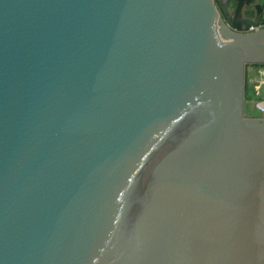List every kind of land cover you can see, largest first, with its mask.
I'll return each mask as SVG.
<instances>
[{
    "label": "water",
    "instance_id": "1",
    "mask_svg": "<svg viewBox=\"0 0 264 264\" xmlns=\"http://www.w3.org/2000/svg\"><path fill=\"white\" fill-rule=\"evenodd\" d=\"M222 2L0 0V264H264V6Z\"/></svg>",
    "mask_w": 264,
    "mask_h": 264
},
{
    "label": "rangeland",
    "instance_id": "2",
    "mask_svg": "<svg viewBox=\"0 0 264 264\" xmlns=\"http://www.w3.org/2000/svg\"><path fill=\"white\" fill-rule=\"evenodd\" d=\"M264 65V64H262ZM264 68L262 67H256L255 64H248L246 67V76L247 78V82L250 84V86L254 89V87L256 86V84H258V80H260L261 77V71ZM246 76H245V83H246ZM253 92V90H252ZM258 98L257 96H255V94L253 93V95L249 96V98H245L244 100V115L246 117H264V113L259 111L256 106H255V102L257 101Z\"/></svg>",
    "mask_w": 264,
    "mask_h": 264
},
{
    "label": "built area",
    "instance_id": "3",
    "mask_svg": "<svg viewBox=\"0 0 264 264\" xmlns=\"http://www.w3.org/2000/svg\"><path fill=\"white\" fill-rule=\"evenodd\" d=\"M264 26L263 24H260L259 26H253L249 30L258 29L260 27ZM247 30V31H249ZM255 96H257L260 99H257L255 102L256 108L264 113V69L261 71V77L260 80H258V84L254 87Z\"/></svg>",
    "mask_w": 264,
    "mask_h": 264
},
{
    "label": "trees",
    "instance_id": "4",
    "mask_svg": "<svg viewBox=\"0 0 264 264\" xmlns=\"http://www.w3.org/2000/svg\"><path fill=\"white\" fill-rule=\"evenodd\" d=\"M215 1H216L217 5L219 6V8L221 6H223V2H222L223 0H215ZM233 1H235V0H233ZM254 13H255V10L251 11L250 15H254ZM260 23L264 25V12L261 15V22ZM255 66L264 68V65H262V64H255ZM247 76H246V83H245V98H247V97L249 98V96L250 95L252 96L253 93L255 94L254 89L247 82V78H248ZM252 90H253V92H252Z\"/></svg>",
    "mask_w": 264,
    "mask_h": 264
},
{
    "label": "crops",
    "instance_id": "5",
    "mask_svg": "<svg viewBox=\"0 0 264 264\" xmlns=\"http://www.w3.org/2000/svg\"><path fill=\"white\" fill-rule=\"evenodd\" d=\"M260 2L263 4V6H264V0H260ZM254 10V8H253V6L252 5H250V6H246L245 7V14L247 15V16H250V12L251 11H253ZM256 12V11H255ZM263 12H264V10H263ZM255 14V13H254Z\"/></svg>",
    "mask_w": 264,
    "mask_h": 264
}]
</instances>
